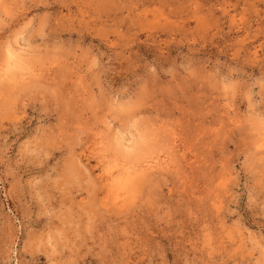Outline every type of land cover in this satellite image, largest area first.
Listing matches in <instances>:
<instances>
[{"label":"rangeland","instance_id":"1","mask_svg":"<svg viewBox=\"0 0 264 264\" xmlns=\"http://www.w3.org/2000/svg\"><path fill=\"white\" fill-rule=\"evenodd\" d=\"M0 264H264V0H0Z\"/></svg>","mask_w":264,"mask_h":264},{"label":"bare ground","instance_id":"2","mask_svg":"<svg viewBox=\"0 0 264 264\" xmlns=\"http://www.w3.org/2000/svg\"><path fill=\"white\" fill-rule=\"evenodd\" d=\"M9 58H12V57H9ZM14 58V57H13ZM12 58V59H13ZM14 59H17V58H14ZM19 60V59H18ZM12 69V68H11ZM13 73V72H11ZM10 76V75H9ZM12 76V75H11ZM16 79V78H15ZM9 84V83H8ZM134 149V148H133ZM112 174L110 173L109 176H108V183L106 184L107 188H108V192H113V191H120L121 189H123V187H125V184H126V180L125 179L124 181H122V179H119V178H116V177H112ZM117 192V193H118ZM116 197V196H115ZM120 197L118 195V197L115 199V200H118Z\"/></svg>","mask_w":264,"mask_h":264}]
</instances>
